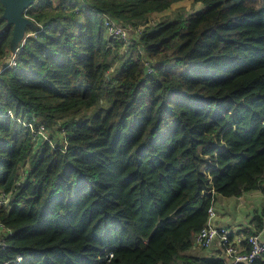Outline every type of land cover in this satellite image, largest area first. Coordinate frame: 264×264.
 I'll return each mask as SVG.
<instances>
[{
	"label": "trees",
	"instance_id": "obj_1",
	"mask_svg": "<svg viewBox=\"0 0 264 264\" xmlns=\"http://www.w3.org/2000/svg\"><path fill=\"white\" fill-rule=\"evenodd\" d=\"M185 1L199 7L149 22ZM2 12L0 61L12 36ZM98 12L145 28L125 45ZM26 13L34 34L0 71V191L25 173L0 205L13 231L0 264H223L192 250L194 234L211 188L215 201L264 177V0H35ZM8 110L35 112L66 151L34 142Z\"/></svg>",
	"mask_w": 264,
	"mask_h": 264
},
{
	"label": "built area",
	"instance_id": "obj_2",
	"mask_svg": "<svg viewBox=\"0 0 264 264\" xmlns=\"http://www.w3.org/2000/svg\"><path fill=\"white\" fill-rule=\"evenodd\" d=\"M97 14L101 17L106 34L122 40L125 45H129L135 40L138 41L145 28L144 24L123 23L107 12H98ZM149 22H153V20L150 19ZM28 32L29 35L34 34L32 31ZM21 45L17 46L15 50L8 49L6 59L4 58L0 61V71L5 67L15 66L17 64V53ZM138 51L146 72L152 73L157 62L156 58L149 56L140 43H138ZM7 114L29 129L34 142L45 140L50 142L53 147L60 143V148L66 151L67 140L64 134L56 133L54 139L43 124L36 123L37 118L35 112L28 113L27 117L16 116L12 110H8ZM59 134L60 137L58 136ZM23 170L20 172L21 177L16 180L10 192L0 191V205H9L12 192L16 190L24 179L25 173ZM210 190L212 191V201L207 209V219L204 225L194 234V243L205 249H210L212 246L220 248L223 264H253L264 254V238L261 237L262 230L248 234L237 233L230 226L218 224L216 221L217 212L214 207L215 191L213 188ZM12 232V229L0 220V243L5 244V237L12 234ZM112 257L113 251L110 250L106 253L105 258L110 260ZM22 259V255L18 254L6 260L4 264H20Z\"/></svg>",
	"mask_w": 264,
	"mask_h": 264
},
{
	"label": "crops",
	"instance_id": "obj_3",
	"mask_svg": "<svg viewBox=\"0 0 264 264\" xmlns=\"http://www.w3.org/2000/svg\"><path fill=\"white\" fill-rule=\"evenodd\" d=\"M234 200H236V204ZM259 201L260 204L257 206V203ZM243 206H246L247 208V213H244V216H243V212L245 211H238L239 208ZM253 206H255L254 209ZM263 206H264V177L262 178L257 188L253 190L245 191L241 195L223 196L217 193L214 201V207L217 212L216 221L218 224L230 226L237 233L239 232V233L248 234L254 231L262 230L261 237L264 238V215H262ZM238 212H240V214ZM196 247L203 248L198 245H196ZM205 250L208 251V253L206 252L207 254H216L217 256L218 255L222 256L221 255L222 251L218 247L212 246L210 249L206 248ZM196 253L201 254L199 252Z\"/></svg>",
	"mask_w": 264,
	"mask_h": 264
},
{
	"label": "water",
	"instance_id": "obj_4",
	"mask_svg": "<svg viewBox=\"0 0 264 264\" xmlns=\"http://www.w3.org/2000/svg\"><path fill=\"white\" fill-rule=\"evenodd\" d=\"M35 0H0L3 5L1 18L6 20L7 25L12 26V36L9 48L15 50L21 45L29 32L28 27L35 28L37 23L27 15L26 9Z\"/></svg>",
	"mask_w": 264,
	"mask_h": 264
},
{
	"label": "rangeland",
	"instance_id": "obj_5",
	"mask_svg": "<svg viewBox=\"0 0 264 264\" xmlns=\"http://www.w3.org/2000/svg\"><path fill=\"white\" fill-rule=\"evenodd\" d=\"M196 7H199V6L191 5L188 1H185V2H182V3H178L175 6L171 7L170 9L164 11V13L162 15H160V16L152 15V17H154V18H150V19L153 20L152 23H155L158 20L172 19V18H176V17H183L185 14L193 11ZM97 107H98V105L92 106L90 108H83L82 107L80 109V111L78 112V115H90L94 110H96ZM65 117L66 116H64V118ZM58 136L60 137V134ZM28 164H29V162L26 163V167L28 166ZM234 201H235V204H236V200H234ZM259 204H260V201L257 203V206ZM245 205H246V203H245ZM233 206H235V205H233ZM254 208H255V206H253V209ZM238 211H245V212H243V216H244V213H247V208H246V206H243V207H240ZM238 213L240 214V212H238ZM192 250L195 251V252H199L201 254H207L208 253L207 250H205L204 248H197L196 245H194L192 247Z\"/></svg>",
	"mask_w": 264,
	"mask_h": 264
}]
</instances>
